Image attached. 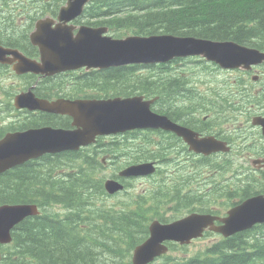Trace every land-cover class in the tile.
Segmentation results:
<instances>
[{"label": "trees", "instance_id": "obj_1", "mask_svg": "<svg viewBox=\"0 0 264 264\" xmlns=\"http://www.w3.org/2000/svg\"><path fill=\"white\" fill-rule=\"evenodd\" d=\"M0 2L4 8L0 6V44L20 47L32 55L36 49L30 46L29 31L37 18L36 8L56 13L64 0ZM21 8L25 22L16 24L15 11ZM79 20L93 26L107 25L116 37L127 33H172L233 40L264 51V0H91ZM182 60L188 67L179 69ZM203 62L177 58L158 64L68 71L42 77L35 91L46 98L144 94L158 95L162 101L169 91L186 92L180 89L184 82L200 75L190 64L212 69ZM10 71L7 65L0 64V90L11 99L18 90L3 83V76ZM21 78L24 82L19 90L30 87L36 76L26 74ZM236 80L239 84H233L238 91L235 94L241 98L242 105L232 102L231 106L245 109L257 94L247 89L245 78ZM66 84L72 88L65 90ZM242 85L247 91L241 93ZM228 101L225 99V104ZM156 107V111L167 114L163 105L156 103ZM1 111L0 137L10 130L71 124V118L66 115L41 111L20 113L11 100ZM12 113L20 118L5 125V116ZM167 135L160 129H135L100 136L94 144L79 150L44 154L1 173L0 204L36 203L41 209L39 215L28 216L15 226L12 243L1 245L5 246V263L132 264V251L149 235L153 219L172 221L185 211L195 210L219 213L247 197L264 193V170L231 159L230 154L217 158L201 156L193 161L192 167L183 166V170L169 176ZM150 159L162 168L158 177L149 180L150 187L145 193H107L103 170L108 163L117 165L118 170ZM205 170L209 171L208 175ZM123 180L127 189L136 186L134 179ZM121 195L124 196L117 201L112 199ZM206 235L214 233L207 231ZM168 244L171 251L149 264H264V223L229 237L220 236L193 255L175 254L184 252L187 245Z\"/></svg>", "mask_w": 264, "mask_h": 264}, {"label": "water", "instance_id": "obj_2", "mask_svg": "<svg viewBox=\"0 0 264 264\" xmlns=\"http://www.w3.org/2000/svg\"><path fill=\"white\" fill-rule=\"evenodd\" d=\"M88 1L67 0L59 11L58 20L51 17L38 20L37 28L30 37L39 48V59L0 44V63L12 64L18 74L33 72L50 77L80 68L103 69L132 63L167 62L175 57L195 55L232 69L251 68L264 61V51L233 40L175 34H133L118 38L108 34V26L70 23L83 13ZM34 87L15 96L16 108L69 115L73 127L42 126L7 133L0 138V173L45 153L77 150L94 143L99 135L132 129L163 128L174 131L184 137L192 149L204 154L230 150L225 141L214 136L200 138L198 133L178 125L167 115L156 113L151 108L155 99H145L143 95L48 99L36 96ZM253 122L262 127L264 135V117H255ZM253 162L258 167H264V158ZM156 169L154 161H147L126 167L120 175L141 176ZM106 188L113 193L123 189L124 184L110 178L106 181ZM38 213L36 204L0 205V242H10L16 224L26 216ZM216 220L221 223L216 224ZM257 223H264V193L243 200L221 217L192 212L172 222L156 219L149 226V237L134 248L132 262L147 264L166 253L169 250L167 240L188 244L193 238L203 236L207 228L228 237Z\"/></svg>", "mask_w": 264, "mask_h": 264}, {"label": "flooded vegetation", "instance_id": "obj_3", "mask_svg": "<svg viewBox=\"0 0 264 264\" xmlns=\"http://www.w3.org/2000/svg\"><path fill=\"white\" fill-rule=\"evenodd\" d=\"M52 14H54L53 16H56V13L52 12ZM30 46L33 49H36L37 53H33L32 55H35L36 58H38V47L32 44V42H30ZM28 55L32 56L31 54ZM257 71L260 72V82H262L261 89L264 90V66H256L249 72L253 75ZM245 73L248 72L245 71ZM35 75L36 79L30 86L38 85V82L41 79V76L37 74ZM184 83L185 86L180 89H184L186 92L183 90L182 92L169 91L162 101L160 100L157 102V106L163 105V109L173 121L190 127L199 133L200 136L214 135L218 139L228 142L233 148L234 142H231L230 138L238 141L235 135V127L233 124L228 123L230 119L229 117L223 112H219V106L217 101H215L213 91L210 88H202L199 84ZM36 95L39 96L37 92ZM202 99H204V103H202ZM223 105L225 104L223 103ZM153 107L157 109L156 104H154ZM36 113H38V111ZM244 115L247 121L240 123L238 127L239 134L237 137L242 138L241 144L245 149L248 148V153L254 155H260V153H262L264 155V137L261 126L252 123L255 116H264V102L258 100L257 103L246 106ZM167 133L165 149L167 153H177L185 149L184 145L187 144L183 138L171 131H168ZM244 135H247V137H244ZM187 149H189V147ZM1 253L0 264H6L4 260L5 254L2 250Z\"/></svg>", "mask_w": 264, "mask_h": 264}, {"label": "rangeland", "instance_id": "obj_4", "mask_svg": "<svg viewBox=\"0 0 264 264\" xmlns=\"http://www.w3.org/2000/svg\"><path fill=\"white\" fill-rule=\"evenodd\" d=\"M0 6H2L3 8V5L2 3L0 2ZM4 9V8H3ZM16 15H15V21H16V24H18L20 22V19H21V15L23 14L22 13V8L19 9V10H16L15 11ZM44 18L43 15H38V19H42ZM35 28V26H33V28L31 30H33ZM181 65H185L184 63H181ZM259 72V71H258ZM256 72L253 74L255 75ZM222 76L224 77H230V78H233L235 76H237V73H221ZM251 78V77H250ZM254 80V79H253ZM3 83L6 85V87H15L18 91L19 90V87L21 86L22 84V80L19 78V76H15L12 72L8 73L7 76H3ZM257 85V84H256ZM255 88H258V86H254ZM65 90H70L72 88V86L70 84H66L64 85L63 87ZM8 99H9V95L7 93H4L2 90H0V113H3V109H5V106H7V103H8ZM240 100V99H238ZM1 116V114H0ZM2 121V120H0ZM244 147H241V144L240 146H238V148H236V152L239 151L240 154H242V151H243ZM238 156V155H237ZM234 158V157H233ZM112 165H115L113 163H111ZM114 172H116V170H112L111 167H108V168H105L103 170V172L105 173V178H109V177H112L111 174ZM135 182V181H134ZM146 180H137L136 181V186L134 185L132 188H130L131 192L134 194V193H142L145 191V184H146ZM118 194V193H117ZM121 194V193H119ZM124 195H121V196H114V199L115 201L119 200L121 197H123ZM218 236L217 235H210V236H203L202 238L200 239H196L194 240L192 243H190L188 246H187V249H184V252L182 251H176L175 254H183V255H193L194 253H196L197 251H199L200 249H204L206 248V246L212 244L214 241H217L218 240Z\"/></svg>", "mask_w": 264, "mask_h": 264}, {"label": "bare ground", "instance_id": "obj_5", "mask_svg": "<svg viewBox=\"0 0 264 264\" xmlns=\"http://www.w3.org/2000/svg\"><path fill=\"white\" fill-rule=\"evenodd\" d=\"M214 104H215V102H214ZM156 129V128H155ZM238 134H239V131H235V135H236V138L238 139V140H241L242 141V138H238L237 136H238ZM244 137H247V135H244ZM230 141L231 142H234V144H235V146H240V143L238 142V141H236V140H234V139H231L230 138ZM236 159V158H235ZM237 160V159H236ZM258 194H261V193H257V195ZM254 195H256V194H254ZM253 196V195H252ZM251 197V196H250ZM248 198V197H247Z\"/></svg>", "mask_w": 264, "mask_h": 264}]
</instances>
